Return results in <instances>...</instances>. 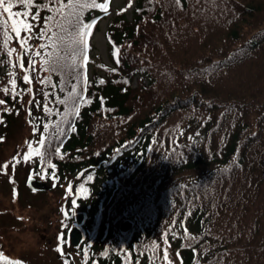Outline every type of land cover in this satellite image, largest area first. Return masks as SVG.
Returning <instances> with one entry per match:
<instances>
[{
	"label": "trees",
	"instance_id": "16d2710c",
	"mask_svg": "<svg viewBox=\"0 0 264 264\" xmlns=\"http://www.w3.org/2000/svg\"><path fill=\"white\" fill-rule=\"evenodd\" d=\"M133 1L131 18L109 24L100 64L88 39L105 10L91 0H11L10 13H29L13 17L20 37L0 5L8 195L22 185L64 206L34 215L46 230L63 220L67 232L84 213L83 243L68 241L84 264H264V0ZM77 21L91 25L83 43L66 30ZM29 177L51 192L31 191ZM2 234L0 264H33Z\"/></svg>",
	"mask_w": 264,
	"mask_h": 264
},
{
	"label": "rangeland",
	"instance_id": "374dc122",
	"mask_svg": "<svg viewBox=\"0 0 264 264\" xmlns=\"http://www.w3.org/2000/svg\"><path fill=\"white\" fill-rule=\"evenodd\" d=\"M103 4L107 10L98 20L99 31L91 39L94 47L91 54L98 64L109 62L108 44L105 39L109 24L117 13H124L131 18L135 8L133 0H104ZM94 70L96 66L91 65V71ZM22 168L23 165H18L16 173L17 178L23 180L25 171ZM13 175V166H9L2 172L0 169V232L5 233L1 238L6 242V235L9 250L18 256H26L25 259L33 261V264H84L83 257L68 245V231L64 232L63 220L57 228L50 225L48 230L40 227L41 220H36L42 213L59 217L62 210L65 211L64 206L60 211H56L54 203L48 197H38L23 190L22 185H18L8 195V190L13 188V185L10 186V178ZM60 193L63 194V192ZM51 222L50 219V224Z\"/></svg>",
	"mask_w": 264,
	"mask_h": 264
},
{
	"label": "snow or ice",
	"instance_id": "6c2138e0",
	"mask_svg": "<svg viewBox=\"0 0 264 264\" xmlns=\"http://www.w3.org/2000/svg\"><path fill=\"white\" fill-rule=\"evenodd\" d=\"M76 3H80V0H75ZM16 3L20 4V5H24L25 7H27L28 5H31L33 3V0H16ZM177 3H180V0H177ZM5 4V0H0V5H4ZM73 4V0H68V5L71 6ZM14 6L11 2V0H9V7H5L3 9L4 12H8L10 13V8ZM62 7H63V4H62ZM91 7H99V8H102L104 9L105 11L107 10L105 8V5L103 3L101 4H97L96 0H91ZM59 11V10H58ZM29 15L28 12H21V11H17L15 13H10L9 15V19L12 20V23H13V31L15 32L16 36L17 37H20V30L16 27V23L17 21L15 19H13V17H19L21 18V21L23 22V20ZM39 18V11H37L35 14H32L31 15V19L32 20H38ZM51 19L50 17L49 18H45V23H44V28L46 29L48 27V23L47 21ZM61 23V26L63 27V21L60 22ZM91 25L89 24H86V23H81L80 21H77L76 23H71V26L70 28H67L66 30L67 31H70L71 33L75 34L76 36H78L80 38L79 42L80 43H83V37L88 35V33L86 31H84L85 29H88L90 28ZM6 28H7V24L6 22H4L2 19H0V29H4V46L7 47V43L10 39V37L8 36V33L6 31ZM33 29V25L31 23H24V31L26 32H31ZM41 37L44 35L43 32H41L39 34ZM29 37H25L21 40V47L23 48L24 44L27 43V40H28ZM15 49H12L10 51H8V55L11 56L12 55V52H14ZM36 55H39V53H36ZM30 64L32 63L31 61L29 62ZM20 67H24L23 65V61L21 59V64H20ZM24 80L25 82H29V76L28 75H25L24 76ZM13 87H15V82L13 81ZM4 92L7 93L8 92V89L5 88L4 89ZM73 92H75V88L73 87ZM82 97L80 98V101L82 102ZM6 101L4 100H0V105L2 104H5ZM41 144L43 145L44 144V140L42 139L41 140ZM49 147H53L55 148L56 151L59 150V147L58 145H50ZM27 158V156H25V159ZM15 159V158H14ZM41 160H45V157L43 156V154H41ZM46 162V160H45ZM4 168H7L8 165L7 164H4L3 165ZM50 167H53L54 168V165H51ZM51 174V173H50ZM59 251V249H57ZM165 255H167L165 253Z\"/></svg>",
	"mask_w": 264,
	"mask_h": 264
},
{
	"label": "water",
	"instance_id": "95a60500",
	"mask_svg": "<svg viewBox=\"0 0 264 264\" xmlns=\"http://www.w3.org/2000/svg\"><path fill=\"white\" fill-rule=\"evenodd\" d=\"M28 187L36 192H43V191H47L48 188L46 187V184H44L42 181L40 180H36L33 178L29 179L28 182ZM85 220V215L81 214L77 217V223L78 225H82L83 222ZM131 226L128 224H124L122 226V231H127L130 230ZM70 240H71V245L75 248H77L82 240H83V233L82 230L80 229V227H75L74 229L71 230L70 232Z\"/></svg>",
	"mask_w": 264,
	"mask_h": 264
}]
</instances>
